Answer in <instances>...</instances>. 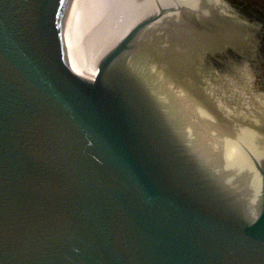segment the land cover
I'll list each match as a JSON object with an SVG mask.
<instances>
[{
  "label": "water",
  "instance_id": "obj_1",
  "mask_svg": "<svg viewBox=\"0 0 264 264\" xmlns=\"http://www.w3.org/2000/svg\"><path fill=\"white\" fill-rule=\"evenodd\" d=\"M74 3L0 0V264H264V143H239L257 204L241 209L125 66L147 35L209 47L243 29L220 1L158 0L87 73L64 55Z\"/></svg>",
  "mask_w": 264,
  "mask_h": 264
},
{
  "label": "bare ground",
  "instance_id": "obj_2",
  "mask_svg": "<svg viewBox=\"0 0 264 264\" xmlns=\"http://www.w3.org/2000/svg\"><path fill=\"white\" fill-rule=\"evenodd\" d=\"M156 1L75 0L64 36L65 57L77 70L87 73L97 71V56L105 44L128 22L155 6ZM208 1L214 3L219 0ZM204 11L208 12V7ZM229 33V39L239 37L235 30ZM175 36L177 39H170V35L166 34L155 38L147 35L145 44L150 42L149 53L141 61L135 55L125 66L135 80H142L147 85L144 90L150 98L152 114L158 118L164 138L185 149L199 169L201 166L203 172L215 180L217 178L219 190L229 191L241 209L253 210L257 206L256 201L251 200L253 172L246 166V157L239 143L249 146H256L261 141L264 143V130L251 128L258 124V113L243 118L231 115L233 123L240 119L242 122L231 124V129H228L221 124L215 106L210 105L213 102L211 96L200 90V86L195 84L197 81L180 80L192 90H179L172 80L171 69H194L195 56L201 47L191 34L180 35L177 32ZM180 58H185L187 62L179 65ZM241 124L245 126L239 127Z\"/></svg>",
  "mask_w": 264,
  "mask_h": 264
},
{
  "label": "flooded vegetation",
  "instance_id": "obj_3",
  "mask_svg": "<svg viewBox=\"0 0 264 264\" xmlns=\"http://www.w3.org/2000/svg\"><path fill=\"white\" fill-rule=\"evenodd\" d=\"M219 1L223 9L226 10L223 12L229 23L243 29L242 38L233 36L227 44H211L209 47H206V45L201 47L196 53L197 56H195L194 69L179 67L171 69L172 80L178 86H181H177L179 90L184 88L188 92L192 88L187 84H181L180 80H189L191 83H195L192 80L197 81L198 83L195 84L200 86V90L211 96L213 102L210 105L215 106L214 108L217 109L218 117L224 127L226 126L229 129L228 122L233 123L232 114L238 118H243V116L257 112L259 116L258 124L253 125L251 128L256 127L259 131H263L264 121L261 122V120L264 116V92L257 94L250 90L252 89L251 79L253 76L250 74L248 64H258L255 62V54L263 60L260 51L255 50L256 39L253 38L254 42L252 41V46H250L249 36L264 33V6L259 5L256 7L254 3L252 4L246 0L242 3L243 5L238 2L240 0ZM253 7L257 8V13L253 14L255 17L253 15L247 16V12ZM246 34L249 35L246 37ZM185 50L187 51V49ZM182 62H187V60L180 58L178 64L181 65ZM196 66H200V73ZM232 98L239 102L241 108L222 109V102L230 103ZM218 102L219 105H217ZM241 122L242 119L235 123L239 124ZM244 126V124L239 125V127Z\"/></svg>",
  "mask_w": 264,
  "mask_h": 264
},
{
  "label": "rangeland",
  "instance_id": "obj_4",
  "mask_svg": "<svg viewBox=\"0 0 264 264\" xmlns=\"http://www.w3.org/2000/svg\"><path fill=\"white\" fill-rule=\"evenodd\" d=\"M248 2H251L252 4L254 3V5L257 6H264V0H246ZM241 3V5H243L242 3L244 2V0H240L238 1ZM237 4V2H236ZM256 7H253L252 9H250L247 13L248 15L247 16H252L253 14H256L257 13V8ZM256 8V9H255ZM253 17H255L253 15ZM249 34H246V37L248 36ZM249 41H250V46H252V41L254 40L253 38L256 39V48L255 50H259L260 51V55L262 56L263 60L260 59V56H257V54H255V62L258 63V64H255V65H251V64H248V69L250 70V74H252V83H251V87L252 89H250L253 93H262L264 92V33H260V34H256V36L252 35V36H249ZM254 42V41H253ZM254 49V48H253ZM196 69L198 70V72L200 73V66H196ZM198 73V74H199ZM248 76L250 77V75L248 74ZM260 101V100H259ZM219 105V102L218 104ZM221 107L222 109H229V108H234V109H237V108H241L239 102H237L236 99L232 98L230 103H225V102H222L221 104ZM224 109V110H225ZM233 115V114H232Z\"/></svg>",
  "mask_w": 264,
  "mask_h": 264
}]
</instances>
